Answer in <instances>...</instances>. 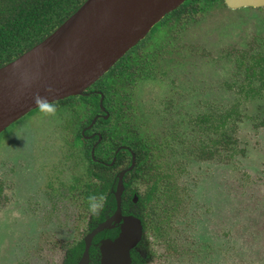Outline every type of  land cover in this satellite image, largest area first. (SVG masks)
<instances>
[{
	"label": "flooded vegetation",
	"instance_id": "flooded-vegetation-1",
	"mask_svg": "<svg viewBox=\"0 0 264 264\" xmlns=\"http://www.w3.org/2000/svg\"><path fill=\"white\" fill-rule=\"evenodd\" d=\"M185 1L177 7H181ZM203 4L204 1H199L197 5L202 7ZM220 5L232 10L264 8V4L231 7L225 0H213L211 5L195 10L198 12L190 22L175 25V21L169 20V26L163 24L164 17L176 7L156 22L142 39L131 46L97 80L84 88L81 94L53 100L57 108L54 116H44L35 107L11 123L21 121L14 132L4 133L8 137L12 136L9 141L19 138L23 146L30 147H26V152L30 155L26 156L27 164L23 166L27 169L24 178L30 190L23 189L21 196L27 205L32 193L33 197L38 196L39 191L43 193L48 205L45 207L37 198L32 200L29 208L16 199L13 203V194L10 192L16 193L18 186L11 189L9 187L12 184L0 178V214H5L8 209L11 214L6 218L17 226L15 230L20 239L25 240L23 246L11 242L7 237L15 235L12 231L9 236L1 238L0 251L8 249L12 253V259L7 264H49L51 257H56L52 253L53 248L62 252L60 259L54 260L58 264H104L101 248L107 249L116 241L127 248L128 259H125V263H114L116 253L108 251L107 256L114 261L109 264H160L161 259L169 256L165 250V242L167 243L166 235H170L168 225L172 222L166 221L159 210L166 212L167 209V213L172 214L174 207L164 206V197H178L174 193L176 187L170 181L174 174L171 171H161L162 165L157 162L156 155L158 150L168 148L176 151L178 146L175 143L151 140V135L138 122L152 117L149 112L145 113L143 100L140 98L145 88L156 90L160 96L159 92H165V80L170 77V70L176 60L174 54L181 46L180 42L175 44L178 33L198 22L203 13ZM133 51L138 52L142 63L145 60L146 63L141 68V73L133 75L132 80L125 85L126 102L123 104L118 101L117 95L109 94L107 97L103 92L109 89L113 91L115 82L109 84L110 87L104 83L108 82L109 73ZM244 88V82L238 85V89L245 93ZM178 106L179 103L168 96L162 99L160 105L152 106L157 110L158 118L175 117L169 131L162 132L158 139H163L170 133L173 139L177 138L178 142L184 143L193 133L196 136L195 131L201 129V133L206 134L213 125L212 117L207 111L187 114L183 119L177 118L184 109L182 106L180 110ZM34 109L39 113L37 116H33ZM147 114L150 116L147 117ZM202 115L207 116L208 120L203 121ZM181 119L189 124L188 131L179 129ZM38 120L41 122L36 123ZM44 120L49 125L42 130L46 125ZM260 126H264V119L258 124ZM192 150L194 148L191 147L190 151ZM139 151L142 155L140 158ZM182 152L187 153L186 150ZM207 155L208 153L202 157L207 159ZM101 166L108 167L106 177L110 179L103 189L102 179L98 177V172L102 171ZM121 171L122 190L117 201L115 191ZM93 194L107 196L105 209L99 215H92L88 210L87 198ZM52 221L57 223L59 229L70 228L73 233L69 240L61 241L57 247L48 245L44 249V253L48 255L45 259L42 254H33L35 250L33 251L31 242L27 241L32 236L31 230L33 233L43 230L44 224L52 225ZM126 230L128 240H123L121 238ZM30 245L31 248L28 247Z\"/></svg>",
	"mask_w": 264,
	"mask_h": 264
},
{
	"label": "rangeland",
	"instance_id": "rangeland-1",
	"mask_svg": "<svg viewBox=\"0 0 264 264\" xmlns=\"http://www.w3.org/2000/svg\"><path fill=\"white\" fill-rule=\"evenodd\" d=\"M263 39L264 8H211L198 22L178 33L175 44L180 42L181 46L174 54L170 77L165 80L166 93L159 92L160 96L156 90H142L143 109L152 117L147 114L151 120L138 122L151 140L178 146L176 151L165 148L156 155L161 171L174 174L170 181L178 197H164L163 205L174 207L172 214L167 209L159 210L166 221L172 222L165 242L169 256L160 264H264V126L258 127L264 119V66L253 63L264 55ZM242 82L249 83L245 93L238 89ZM167 96L179 103L180 110L184 107L177 118L207 111L215 124L223 126H212L206 134L200 129L195 131L196 136L192 132L184 143L170 133L158 139L162 132L169 131L175 118H158L154 110ZM38 114L34 109L33 116ZM20 123L0 133V178L8 180L11 189L18 186L16 193L10 192L13 203L16 199L26 205L21 191L30 190L24 178L27 169L23 168L29 154L26 149L30 147L23 146L19 138L9 141L12 136L4 134L14 132ZM44 123L42 130L49 125L45 120ZM188 125L182 120L178 126L188 131ZM191 147L194 150L190 151ZM37 192L34 197L32 193L26 207L35 198L45 207L48 205L43 193ZM10 214L8 209L0 214V242L12 231L15 235L7 238L23 246L25 240L20 239L17 226L6 218ZM51 223L44 224L43 230H31L27 241L35 250L33 254H42L45 259L48 245L57 247L73 233L70 228L59 229L56 222ZM56 249L52 252L56 257H51L49 264H58L54 260H59L62 252ZM11 259L8 249L0 251V264Z\"/></svg>",
	"mask_w": 264,
	"mask_h": 264
},
{
	"label": "water",
	"instance_id": "water-1",
	"mask_svg": "<svg viewBox=\"0 0 264 264\" xmlns=\"http://www.w3.org/2000/svg\"><path fill=\"white\" fill-rule=\"evenodd\" d=\"M183 1L122 0L118 6V0H84L40 42L0 66V132L36 107L32 99L36 93L51 101L81 94L156 22ZM225 2L231 7L264 4V0ZM38 49L46 50L49 55L44 61L37 60V67L32 72L21 71L15 65L25 54ZM48 88L53 90L52 94L45 91ZM122 173L116 185L117 201L122 190ZM124 232L121 239L128 240L127 230ZM116 242L107 249L101 248L104 264L114 262L107 256L108 251L116 253L114 263H125L128 259L127 248Z\"/></svg>",
	"mask_w": 264,
	"mask_h": 264
},
{
	"label": "trees",
	"instance_id": "trees-1",
	"mask_svg": "<svg viewBox=\"0 0 264 264\" xmlns=\"http://www.w3.org/2000/svg\"><path fill=\"white\" fill-rule=\"evenodd\" d=\"M83 1L0 0V66L13 60L40 42L72 14ZM199 1H204L202 7L197 5ZM212 3L213 0H186L181 7H177L169 15L165 16L162 23L169 26V20L175 21V25L190 22L198 12H195V10H202ZM145 61L143 63L140 61V55L136 51H133L128 58L123 59L116 69L112 73H109L108 82L104 83L110 87L109 84H112L114 81L115 86L113 91L112 89H109L107 92L104 90V94L107 97L115 94L118 97V101L125 104V85L129 83L130 79L132 80L133 75L141 73L140 70L144 68ZM253 63L264 66V55L257 57ZM246 85H249V83ZM201 119L207 121L208 117L202 115ZM221 125L223 124L219 122L215 124V120H213L212 126L215 128ZM141 156V151H139L138 158ZM101 168L102 171L98 172V177L102 179L101 189H103L108 184L107 180L110 182V179L106 177L108 167L101 166Z\"/></svg>",
	"mask_w": 264,
	"mask_h": 264
},
{
	"label": "clouds",
	"instance_id": "clouds-1",
	"mask_svg": "<svg viewBox=\"0 0 264 264\" xmlns=\"http://www.w3.org/2000/svg\"><path fill=\"white\" fill-rule=\"evenodd\" d=\"M47 93L52 94L53 90L48 88L45 90ZM33 103L44 116H54L56 114V105L48 99L47 96H41L39 93L33 95ZM88 210L92 215H99L104 211L107 204V196L89 195L87 198Z\"/></svg>",
	"mask_w": 264,
	"mask_h": 264
},
{
	"label": "bare ground",
	"instance_id": "bare-ground-1",
	"mask_svg": "<svg viewBox=\"0 0 264 264\" xmlns=\"http://www.w3.org/2000/svg\"><path fill=\"white\" fill-rule=\"evenodd\" d=\"M120 2H122V0H118V6H120ZM48 55L49 54L46 50L38 49L35 52L25 54L15 63V65L19 67L21 71L32 72L37 67V60L44 61Z\"/></svg>",
	"mask_w": 264,
	"mask_h": 264
}]
</instances>
